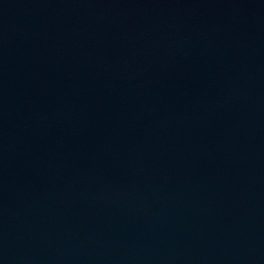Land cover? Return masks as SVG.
I'll use <instances>...</instances> for the list:
<instances>
[{
  "label": "water",
  "instance_id": "obj_1",
  "mask_svg": "<svg viewBox=\"0 0 264 264\" xmlns=\"http://www.w3.org/2000/svg\"><path fill=\"white\" fill-rule=\"evenodd\" d=\"M0 264H264V0H0Z\"/></svg>",
  "mask_w": 264,
  "mask_h": 264
}]
</instances>
